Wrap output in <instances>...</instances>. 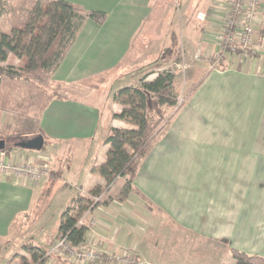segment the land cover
I'll use <instances>...</instances> for the list:
<instances>
[{
  "label": "crops",
  "instance_id": "1",
  "mask_svg": "<svg viewBox=\"0 0 264 264\" xmlns=\"http://www.w3.org/2000/svg\"><path fill=\"white\" fill-rule=\"evenodd\" d=\"M68 1L88 10H101L107 13L103 23L87 20L81 29V35H77L64 59L53 70L57 71L56 76L63 75L62 77L78 82L77 84L85 83L84 86L88 85L86 82L89 80L100 79L104 72H101L105 65L104 61L111 63L115 68L114 65L121 63L120 61L127 56L125 54L128 45L125 46L123 36H117L109 30L119 32L125 23L131 22L135 23L133 31H138L143 25V19L156 4L155 0ZM209 10L215 12L214 8ZM140 16L142 20L137 19L136 22L135 18ZM112 22H115V27L110 26ZM211 23L216 25L210 20ZM133 33L125 37L130 40L134 37ZM77 41L83 43L80 48L76 44ZM199 41L201 45L203 38L199 37ZM205 42L211 45L207 48L199 47L197 52L206 53L205 56L209 59L211 53L209 50L214 47L210 51L215 53L218 46L209 41ZM66 61H69L70 65L66 68L69 73L65 76L62 71ZM226 65L225 62L220 64L223 69H212L213 67L210 68L208 65V69L203 72L204 75L194 82L193 86L202 81L201 84L196 90L188 93L181 110L174 115L142 161L134 185L147 200L132 194L119 202L100 204L90 214L95 217L96 223L89 229L86 241L81 246H96L107 252L123 249L136 257L137 261L134 264H174L159 258L165 257L164 252L168 250L162 247V242L170 237L171 232H178L180 238L194 233L199 238L210 239L214 244L218 242L230 245L226 250V255L230 257L231 247L260 254L255 252L259 249L257 246L247 242L240 243L238 240L247 241L255 237L264 239V58L252 57L245 61L236 59L233 67ZM75 71H78V74H75L79 75L78 78L72 75ZM96 74L99 75L95 77ZM56 79L57 77L54 80ZM112 102V111L120 112L121 106L114 99ZM55 106L53 113L49 115L50 118L58 117L59 107H64L62 103ZM47 112L46 107L39 121L41 130H36L38 133L41 131L44 133L42 124L48 118ZM12 116L2 112L0 130L8 128L10 135L16 136L21 132L16 131L15 127H18L25 118ZM115 121L117 122L112 124L111 129L133 127L125 120L115 118ZM60 123L61 121L59 125ZM9 125H13L14 130H10ZM83 131L92 133L93 129ZM63 142L66 141L61 138L49 141L47 145L49 149L39 153L21 149L22 147L15 144L10 152L7 148L0 149V155L5 152L15 161L28 159L36 162L47 161L51 165V171H59L62 178L64 168L59 160L61 159L59 143ZM104 145L108 146L107 157L110 145L105 143ZM65 146H68L67 143H64ZM72 146L69 145L67 149H71ZM180 157L196 159L191 162V166L195 165L197 168L191 169L201 170L202 178L199 184L187 179L188 176H195L189 175L187 170L180 172V179L162 178L161 172L166 161L168 159L180 161L182 160ZM151 163L153 167H150ZM94 168L92 182L86 188L76 187L78 192L88 195L96 185H105L104 177ZM50 184L49 176L28 184L21 183L15 176L4 177L0 181V237L2 234L8 236L12 233L13 224L17 219L19 221L25 217V212L31 207L36 196V189L42 187L43 194ZM169 188L176 189L180 193L179 198H168ZM53 190L54 187L52 193ZM163 223L168 224L165 232L162 228ZM58 239L57 236L56 240L51 239L48 242L52 240L55 242L52 249L55 248ZM217 251L209 252L216 256ZM169 252L168 256L178 254ZM59 256H62L60 251H53L51 263L55 264L54 258Z\"/></svg>",
  "mask_w": 264,
  "mask_h": 264
},
{
  "label": "rangeland",
  "instance_id": "2",
  "mask_svg": "<svg viewBox=\"0 0 264 264\" xmlns=\"http://www.w3.org/2000/svg\"><path fill=\"white\" fill-rule=\"evenodd\" d=\"M35 1L0 0V34L2 32H10L11 24L15 22L14 19L26 20ZM155 1V8L143 19V25L138 31H133L135 23L131 22L125 23L123 29L119 32L109 30L117 36H123L125 46L128 45V50L125 54L127 56L120 61L121 63L114 65L115 68H113L111 63L104 61L105 65H103L104 68L101 71L104 72L100 76V79L89 80L86 82L88 85L84 86L85 83L81 84L80 82V84H77L78 82L75 83L67 79V77H62L63 75L56 76L57 71H51L36 74L30 82L24 80L17 82L18 86L14 88L12 93L16 106L21 108L22 111L6 113L13 115L12 117L15 115L16 117H20V119L21 117L25 119L22 118L24 119L23 122L18 124V127H15L16 131L21 132L18 135H8L10 134L8 128L2 131L5 134L3 140L6 141L7 151L10 152L12 146H15L16 142L21 140L24 135L33 137L40 134L36 131L38 127L37 117L39 105L44 101L45 95H54L55 93L68 95V98H55L49 102L47 106L48 118L42 124L47 145L49 141L51 142L59 138L66 141L59 143L61 148V159L59 160L62 162L64 171L62 178L60 177L55 182L53 193L46 204H43L44 194L41 200H38L43 190L40 187L36 189V196L31 203V207L25 212V217L19 221L17 219L16 225L14 224L16 227L12 228V233H9L8 236H5V234L1 235L0 264H7L17 252H22L23 246L29 242L42 246L46 245L51 239L56 240L61 215L72 197L78 192L76 187L86 188L94 178V166L103 162L106 158L108 146H105L103 141L111 133L112 124L117 122L115 121L114 112L111 107L116 91L124 86L138 83L137 81H139L144 73L149 70H155L154 64L158 59L161 61L163 49L168 46L179 49L181 58L178 63L173 61L164 66L166 69L172 70L176 75V91L179 97V104L184 103L188 93L192 90L194 82L204 75L203 72L209 66L210 68L213 67L212 64L215 57H211V55L214 51L210 50L214 47L211 46L213 48L209 50L211 52L210 60L205 56L206 53L202 52L198 54L199 47L205 46L207 48L211 45L204 40L205 44L201 41L200 45L199 37L203 38L209 32L208 29L216 26L213 23L210 24V20L212 21L214 14L209 9H217L218 7V9H222L226 4L225 0ZM200 13H203L205 18H199L198 15ZM137 19L141 21L142 16L136 17V22H138ZM86 22L87 19L83 21L77 35H81V29ZM110 26L115 27V22H112ZM263 31V29L260 31L261 36L256 41L257 46L261 47V50L253 56L255 58H264ZM131 32H134V37L128 40L125 36ZM76 44L80 48L83 43L77 41ZM225 56L228 57L229 53H226ZM3 64L6 65V62H3ZM69 65L70 62L66 61L63 66L62 72L65 73V76L69 73L66 70ZM216 68L223 69L219 65H216ZM75 74H78V71H75L72 75L76 76ZM98 75L96 74L95 77ZM55 76L57 77L56 80H54ZM156 76L157 74H153L148 79L153 80ZM78 77L79 75L76 76V78ZM7 89H9V86ZM59 103H62L64 107H59L60 112L58 117L50 118L49 115L53 113L55 105ZM94 119L95 125H93ZM59 121H61L60 125ZM8 127L10 130H14L13 125H9ZM89 129H93L92 133L83 131ZM22 131L26 132L23 133ZM28 131L30 132L29 134L27 133ZM64 143H67L68 146H73L71 149H67L68 146L64 147ZM21 149L33 153L41 151L27 148ZM46 149L49 148L45 147L41 152L47 151ZM180 159L182 160L168 159L166 161L161 172L162 178L180 179V172L187 170L189 175H195L188 176L187 179L189 181L193 180L194 184H199L202 178L200 176L201 170L194 171L191 169L197 168L195 165L191 166V162L196 159L190 160V157H180ZM197 160L201 159L197 158ZM150 167H153L152 163ZM167 167L168 169L165 170ZM123 181V177L118 178L109 189V196L106 198L108 204L121 201L119 190L123 185ZM179 195L180 193L176 189L171 188L167 197L179 198ZM141 199L143 198L141 197ZM257 226H259V223H257ZM162 228L163 232H165L168 224L163 223ZM238 242H247V244L257 246L259 249L255 252L264 254V239H257L255 237L252 240H238ZM162 244V247H166L168 250L164 252L165 257H162L163 259L159 258V260H167L170 263L202 264L204 261L206 263L209 261L207 264L232 263L231 257L226 255V250L229 249L230 245H225V243L219 244L218 242L214 244L210 239L199 238L194 233H191L188 237L183 236L180 238L178 232H171L170 237L164 240ZM201 248L203 249L200 251ZM211 250H218L217 255L212 256L214 253L209 252ZM55 251L59 250L56 249ZM169 251L178 254L168 256L170 255ZM158 257L155 258L158 259ZM12 264H18V259L13 261ZM47 264L52 263L49 261Z\"/></svg>",
  "mask_w": 264,
  "mask_h": 264
},
{
  "label": "trees",
  "instance_id": "3",
  "mask_svg": "<svg viewBox=\"0 0 264 264\" xmlns=\"http://www.w3.org/2000/svg\"><path fill=\"white\" fill-rule=\"evenodd\" d=\"M106 18L105 11L88 10L68 0H36L26 20L14 19L10 32L0 34V113L21 112L22 109L16 106L12 93L18 86L17 82L20 80L30 82L40 72L55 70L75 42L83 21L90 19L103 23ZM178 50L172 46L165 47L161 61L158 59L154 64L155 70L144 73L137 84L124 86L114 93V101L121 106L120 112L114 113V117L127 121L133 127L111 129V133L104 141L110 145L106 160L94 168L104 177L105 185H96L88 195L77 192L61 215L58 238L66 236L73 246L83 244L89 228L87 225H78V221L91 208L92 198L105 189L109 190L120 177L124 178L119 190L121 200L131 194H137L147 200L134 185L138 169L153 143L188 98L187 96L184 103L179 104L176 75L164 67L173 61L180 62ZM3 62H6V65ZM153 74L157 76L149 80ZM201 82L194 85L191 91L196 90ZM44 98L39 105L37 117V129L40 130V117L49 102L53 98H68V95L55 93L45 95ZM40 134L44 135L42 131ZM4 135L0 130V140L4 139ZM46 145L47 140L45 147ZM60 176L59 171L55 173L51 171L49 175L51 184L43 193V204L48 201L52 188ZM102 203L108 204L106 200ZM15 225L13 224V227H16ZM54 243L52 240L40 246L29 242L23 246L22 252H17L7 264H12L17 259L18 264H47L53 256ZM230 251L232 258L230 264H264V255L250 254L235 247H231ZM55 259V264H71L64 256Z\"/></svg>",
  "mask_w": 264,
  "mask_h": 264
},
{
  "label": "built area",
  "instance_id": "4",
  "mask_svg": "<svg viewBox=\"0 0 264 264\" xmlns=\"http://www.w3.org/2000/svg\"><path fill=\"white\" fill-rule=\"evenodd\" d=\"M225 3L222 9H218L219 7L214 9L212 21L216 26L203 37L204 41L218 46L217 51L211 55L215 57L212 64L214 68L224 62L227 67H233L236 59L245 61L261 50L256 41L261 36L260 31L264 30V0H225ZM198 16L205 18L203 13ZM262 35L264 41V31ZM226 53H229L228 57L225 56ZM50 172L51 165L47 161L36 162L33 159L15 161L5 152L0 155V181L4 177L15 176L23 184L36 183L49 176ZM108 192L109 190L105 189L92 198L91 208L82 215L78 225H87L89 229L93 227L96 219L90 214L106 200ZM56 249L71 264H134L137 261L135 256L123 249L107 252L96 246L88 248L81 245L73 246L66 236L58 239L52 251Z\"/></svg>",
  "mask_w": 264,
  "mask_h": 264
},
{
  "label": "water",
  "instance_id": "5",
  "mask_svg": "<svg viewBox=\"0 0 264 264\" xmlns=\"http://www.w3.org/2000/svg\"><path fill=\"white\" fill-rule=\"evenodd\" d=\"M23 137L21 140L16 142V145L22 147V148H27V149H36V150H41L44 149L45 147V137L43 134H38L33 137ZM6 148V141L1 139L0 140V149H5Z\"/></svg>",
  "mask_w": 264,
  "mask_h": 264
}]
</instances>
